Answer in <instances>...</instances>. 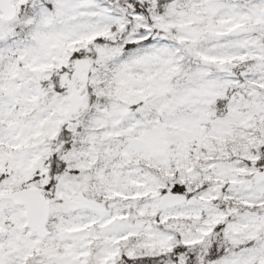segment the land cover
<instances>
[{"label":"snow or ice","instance_id":"6c2138e0","mask_svg":"<svg viewBox=\"0 0 264 264\" xmlns=\"http://www.w3.org/2000/svg\"><path fill=\"white\" fill-rule=\"evenodd\" d=\"M0 264H264V0H0Z\"/></svg>","mask_w":264,"mask_h":264}]
</instances>
